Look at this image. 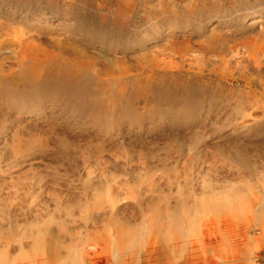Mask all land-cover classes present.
Here are the masks:
<instances>
[{
    "label": "rangeland",
    "instance_id": "1",
    "mask_svg": "<svg viewBox=\"0 0 264 264\" xmlns=\"http://www.w3.org/2000/svg\"><path fill=\"white\" fill-rule=\"evenodd\" d=\"M117 1L0 0V24L23 30L43 47L65 36L80 43L87 33L85 49L95 51H111L113 42L122 48L121 40L130 39L154 55L170 44L199 48L219 40L211 43L208 59L193 54L219 75L193 77L190 85L210 88L198 97L201 109L163 106L137 126L122 122L112 131L93 122L101 109L108 110L102 99L111 94L87 74L72 73L65 86L6 85L0 91V253L21 259V252L32 253L37 232L48 231L59 242L62 262L82 250L104 260L107 250L99 244L117 240L120 227L147 226L151 211L160 210L167 223L170 213L195 211L201 199L238 193L245 211H205L188 243L174 238V257L190 264H248L249 258L257 264L264 253V14H255L257 7L237 14L257 0H140L139 18L132 19L140 22L136 33L135 25L119 23ZM121 30L123 39H101L104 31ZM11 51L0 48V71L14 65ZM170 55L160 58L170 61ZM112 99L111 109L126 106V100ZM49 128L69 136L71 146L54 144L52 135V143L43 142ZM174 135L176 140H165ZM18 137L25 143L20 151ZM87 138L104 149L81 154L74 142L84 145ZM164 233H150L146 246Z\"/></svg>",
    "mask_w": 264,
    "mask_h": 264
},
{
    "label": "bare ground",
    "instance_id": "2",
    "mask_svg": "<svg viewBox=\"0 0 264 264\" xmlns=\"http://www.w3.org/2000/svg\"><path fill=\"white\" fill-rule=\"evenodd\" d=\"M217 1L226 3L229 0ZM117 2H121L119 23L125 24L128 29L135 25L132 31L136 33L140 22L132 23V19L134 17L139 18L140 14L138 13L141 12L142 7L140 0H118ZM245 2L252 3L250 0ZM255 5L251 8H243L237 14H244L245 12L248 14V11L255 7H257L255 14H264V0H257ZM255 20H258L255 22H260L262 18ZM123 21L124 23H122ZM95 32L98 33L97 30ZM83 34L86 35L78 41L81 44L77 41H71L68 36H65L63 39H53L43 47L23 30H12L11 27L0 24V48L12 50L9 58L14 63L7 69H1L0 91H4L6 85L11 88L17 86L19 89V86L27 83H35L36 85L42 83L47 87L53 83L65 86L68 81L65 79L72 76V73L76 75L87 74L97 86H100L105 95L111 94L102 99V103L109 107L108 110L101 109V112L93 117V122H101L100 128L103 127L107 131H112L115 127H119L122 122H128L129 126H137L145 115H154L163 106L171 109L178 105L180 109H187L188 112L201 109L203 99H198V97L206 96L210 88L205 83L203 87L199 84L190 85L195 81L192 80L193 77L212 79L214 75H219L215 67L210 69L207 67L208 65L206 66L204 59L193 55L196 52H201L204 58L208 59L207 55L214 50L211 43H217L219 40L214 42L212 39L208 41L207 46L199 48L193 45L170 44L161 52L153 55L144 51L145 48H142L144 44L132 43L133 41L130 39L128 42L121 40L122 48H118L113 42V50L111 51H106L108 49L105 47L97 51L87 50L85 49V42L88 34ZM110 34L120 39L127 36L123 30L104 31L100 35L103 42ZM152 36L147 32L146 37L151 38ZM138 46L140 47L138 48ZM120 52L122 53L120 56L113 55ZM136 52H138L136 59L129 57L130 54ZM166 52L172 54L169 56L170 61L160 58ZM176 58H179L180 61H175ZM189 61L196 63L193 66V63H189ZM165 88L167 93L157 94ZM112 96L121 102L126 100L127 102H124L126 106L121 103L120 107L114 106L111 109L110 107L115 104ZM124 108H131V111H128L127 114L126 111H122L119 114L118 109L123 110ZM71 115L76 119L80 116L74 110H71ZM88 118L89 114L86 113L84 119ZM42 133L44 134H42L41 140L46 144L52 143L49 137L51 135L54 144L70 146L72 144V139L64 132H56V130L49 128ZM169 137L165 140H176L177 135ZM91 140L92 138H87L84 145L79 142H74V145L81 151V154L91 150L95 151V149H98L99 151L96 152L99 153L104 149L102 143L94 144ZM24 145V141L18 137L16 151H20L18 148H23ZM113 162L116 164L117 159ZM197 205L195 211H190V213H178V216L170 213L168 217H165L166 219L169 218L167 223L160 210L155 209L148 215L147 226L140 229L120 227L117 231V240L109 237L106 242H103L104 244H99L102 250H107L108 256L104 260L96 261L91 251L82 250L81 252H74L62 262V257H59L58 240L51 236L48 231H42L37 232L34 236L32 253L21 252V259L15 260L7 252H2L0 253V264H190L189 260L183 261L174 257V238H179L184 245L188 243L190 238L196 234L201 216L207 210L243 212L246 209L245 197L238 193L235 194L234 198L213 196L209 199H201ZM261 209H263V205H261ZM157 231L165 232L162 240H157L156 245L154 243L151 248L147 247L146 242L149 234L157 233ZM158 247L162 252L160 254H157ZM126 256H128V260L124 262L123 259ZM250 259L247 261L248 264H252Z\"/></svg>",
    "mask_w": 264,
    "mask_h": 264
},
{
    "label": "built area",
    "instance_id": "3",
    "mask_svg": "<svg viewBox=\"0 0 264 264\" xmlns=\"http://www.w3.org/2000/svg\"><path fill=\"white\" fill-rule=\"evenodd\" d=\"M256 263L257 264H264V253L262 256H260L259 258L256 259Z\"/></svg>",
    "mask_w": 264,
    "mask_h": 264
}]
</instances>
